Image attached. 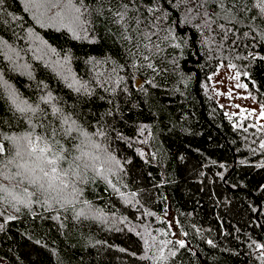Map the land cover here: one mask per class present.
<instances>
[{
	"label": "trees",
	"instance_id": "16d2710c",
	"mask_svg": "<svg viewBox=\"0 0 264 264\" xmlns=\"http://www.w3.org/2000/svg\"><path fill=\"white\" fill-rule=\"evenodd\" d=\"M50 2L0 3V264H264V125L231 119L211 83L222 65H235L264 107V16L253 0H225L230 21L205 17L204 8H220L199 0H83L77 23L68 0ZM30 34L68 60L77 85L30 48ZM8 85L39 103L34 124L67 127L61 114L75 122L71 138L60 139L68 174L55 184L64 193L49 190L50 178L19 182L17 173L41 174L30 171L35 156L26 148L17 156L3 138L32 131ZM76 157L79 168L70 169Z\"/></svg>",
	"mask_w": 264,
	"mask_h": 264
},
{
	"label": "snow or ice",
	"instance_id": "6c2138e0",
	"mask_svg": "<svg viewBox=\"0 0 264 264\" xmlns=\"http://www.w3.org/2000/svg\"><path fill=\"white\" fill-rule=\"evenodd\" d=\"M0 3H2V0H0ZM60 3V0H51L50 7H57ZM215 3L219 6L220 12L213 11L211 14L208 12L207 8H204L203 15L205 17H210V15H214L217 18L221 17V13H223V19L224 20H232L235 19V16L232 14V11L230 8L225 7V0H199L198 7H202L205 4ZM68 5H71L72 10L76 14L74 16V19L76 21H80V17L83 15V12L81 9L83 8L84 11H87V6L83 4V0H80V5L77 6L74 3V0H68ZM252 7L257 9V13L260 16H264V0H253ZM123 12L117 13V15L123 19L125 15H127L128 11V5L124 4L122 5ZM152 9H150L151 11ZM251 11V8L248 9ZM191 11V9H190ZM255 19V17H253ZM140 21L137 20V23ZM212 23H215V21H212L210 18L206 19L204 21V26L209 27ZM80 27L83 29V23L81 22ZM220 30L224 33V36L227 37V34L231 29H225L224 25H218ZM244 35H248L247 33H244ZM0 43L7 44L6 41H3V38L0 37ZM139 45H137L138 47ZM147 47V45H145ZM147 59V57H145ZM151 67V65H148ZM232 67H235V65H231ZM238 78V77H237ZM242 85H237V87H241ZM77 91H80L78 88ZM53 98L51 97V94H49L47 97H40L41 101H44L45 103L50 102ZM10 101L11 105L14 107L15 111L19 112L23 117H25L29 123L30 128L32 131H29L27 133H24L23 135H14V136H7L4 135V140L10 141L17 149V156L21 155V149H27L28 154L30 156H35L36 161H38L36 168L31 169V173H35L36 169H39V173L41 175L39 176H32V175H24L23 173H17V176L20 177L21 183L24 182V180H29L30 183L33 185H36L39 180H42L44 178H50V179H59V174L67 175L68 172L63 170L60 166L62 163L67 162V156L65 155L66 149L61 145L60 139L64 137L71 138V132L74 130V121H70V117L63 116L61 114V110L58 108L53 109V114H61L58 115V119H61L63 121L64 125H68L67 127H61L56 128L52 125L51 122H49L47 125L41 120L39 123H33V119H40L39 114L42 111L40 109L39 103L33 105L29 104L27 101H24L18 97V95L13 92L10 95ZM261 115L264 116V112H261ZM39 127L44 129V132L41 134H37L35 132V129ZM50 129V130H49ZM103 134V133H99ZM2 135V134H0ZM86 135V134H85ZM59 137V138H58ZM78 147V146H77ZM261 148H264V143L260 144ZM5 152L4 143L0 141V155H3ZM79 160V157H76L73 159L72 164L69 165V168H72V165H75L76 168H79V164L76 163V161ZM9 164L12 163V161H8ZM4 167H7V165H4ZM19 167H23V165H20ZM47 169V170H46ZM0 175H3L2 170H0ZM5 179H8L6 175L4 176ZM63 183V181H61ZM40 188H43V184L39 185ZM51 186V185H49ZM27 192V189H25ZM180 245L183 247V241H179ZM260 247H264V245H261ZM163 257L161 256V259Z\"/></svg>",
	"mask_w": 264,
	"mask_h": 264
},
{
	"label": "rangeland",
	"instance_id": "374dc122",
	"mask_svg": "<svg viewBox=\"0 0 264 264\" xmlns=\"http://www.w3.org/2000/svg\"><path fill=\"white\" fill-rule=\"evenodd\" d=\"M32 1V0H27ZM36 12L38 9L42 8L41 5L37 4L35 6ZM74 23H77L74 17L71 19ZM28 41L35 43L36 46H31V49L39 51L47 58L46 60L52 65H54L53 70L57 72L60 76L70 78V82L73 85H77V82L69 74V67L67 66L68 60L66 58L62 59L60 57H55L54 52L48 48V46L38 37L32 34L29 35ZM5 45V44H4ZM6 49V45L3 46ZM9 57L14 58L16 67L26 71L28 67L21 59L24 57L18 53H12ZM55 57V58H53ZM59 58V59H58ZM238 77V78H237ZM211 83L213 87V92L215 97L221 107H223L231 119H244L251 118L256 124L264 125V116L261 112H264V107L258 103L253 97L246 86L243 85L242 79L236 73V71L229 65H222L211 77ZM237 85H242L237 87ZM9 94L14 92V89L8 85L7 87ZM49 190H54L56 195L64 193V190L57 184H55V179L50 182ZM68 195V194H63ZM164 217L170 224L173 236L179 240L182 239L183 233L178 225L176 216L171 207H168Z\"/></svg>",
	"mask_w": 264,
	"mask_h": 264
}]
</instances>
